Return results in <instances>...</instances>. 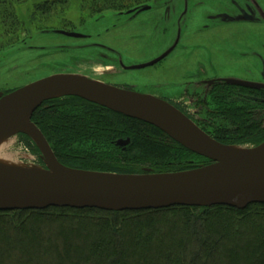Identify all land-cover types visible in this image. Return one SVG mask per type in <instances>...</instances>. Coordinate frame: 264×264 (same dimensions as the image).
<instances>
[{"label":"trees","instance_id":"trees-1","mask_svg":"<svg viewBox=\"0 0 264 264\" xmlns=\"http://www.w3.org/2000/svg\"><path fill=\"white\" fill-rule=\"evenodd\" d=\"M69 1L0 0V29L9 36H17L26 23L40 29L45 20L36 14L50 16ZM140 1L145 0H75L77 5L101 2L108 5L104 9L114 10ZM25 2L32 8L26 18L20 14ZM211 105L220 117L210 128L196 124L217 141L256 145L264 140L261 123L251 120L247 105L219 97ZM30 119L57 160L73 168L169 172L210 162L151 124L76 96L43 101ZM19 135L40 157L30 138ZM120 137H129L124 148L116 145ZM0 264H264V203L243 209L175 205L122 211L0 210Z\"/></svg>","mask_w":264,"mask_h":264},{"label":"water","instance_id":"water-1","mask_svg":"<svg viewBox=\"0 0 264 264\" xmlns=\"http://www.w3.org/2000/svg\"><path fill=\"white\" fill-rule=\"evenodd\" d=\"M228 82L260 87L239 80ZM65 96H76L151 124L210 162L179 171L144 169L142 173L66 166L57 160L30 119L43 101ZM18 134L26 135L35 144L42 164L0 160V210L91 207L122 211L175 205L243 209L251 203H264V140L252 146L221 143L163 99L84 75L54 73L8 92L0 91V144Z\"/></svg>","mask_w":264,"mask_h":264},{"label":"flooded vegetation","instance_id":"flooded-vegetation-1","mask_svg":"<svg viewBox=\"0 0 264 264\" xmlns=\"http://www.w3.org/2000/svg\"><path fill=\"white\" fill-rule=\"evenodd\" d=\"M252 3L260 13L261 6L256 1ZM65 5L78 8L79 19L81 14L83 20L79 22L77 18L75 22L65 12L61 21L57 22L58 26L34 30H38L42 36L54 34L87 41L95 36L90 44L101 50L106 49L109 58L101 55L111 64L105 63L107 69L97 73H91L87 68V72L60 73H81L120 88L154 95L175 106L194 123L196 120L181 109V103L193 106L197 114L205 115L209 121L220 117L219 109L211 105L218 97L225 103L247 105L249 117L261 123L259 127L264 132V17L255 18L249 8L239 16L229 15L225 6L218 5L213 13L208 11L204 14V23L195 25L190 34L185 35L182 26L185 16L191 13L186 3L180 7L179 3L169 0H145L120 10L104 9L108 5L101 2L77 5L70 0ZM36 16L44 20L48 18L43 14ZM87 19L97 26L92 29V34L77 29L84 26L83 21ZM70 22H79L81 25H72ZM107 23L102 31H97L101 29L97 24ZM234 24L242 25V28H229ZM70 26L74 28L68 29ZM213 27L219 28L220 33H211L215 39L210 38L209 44L202 38ZM56 31L78 35L69 36ZM109 37V42H106ZM200 45H205V49L200 48ZM213 45L216 48H212ZM101 57H96L99 63H102ZM108 70L112 74L103 73ZM229 80L254 83L260 87L243 86ZM15 88L18 87L7 92ZM175 89H179L177 94L168 92ZM176 95L179 97L174 98Z\"/></svg>","mask_w":264,"mask_h":264},{"label":"rangeland","instance_id":"rangeland-1","mask_svg":"<svg viewBox=\"0 0 264 264\" xmlns=\"http://www.w3.org/2000/svg\"><path fill=\"white\" fill-rule=\"evenodd\" d=\"M26 2H30V0H25ZM75 2V0H72ZM153 1V0H151ZM172 2L179 3L180 7L183 6V3L188 5V9L190 10V15L185 16V22L183 24V33L185 35H189L190 31L197 24L204 23L203 18L204 14L210 11L214 12L213 9H217L218 5H223L228 9V14H236V16L241 15L243 11H247V8L254 14L256 17H264V0H169ZM252 1H256L261 6V12H257L254 7ZM25 2V3H26ZM27 5L22 6L20 9V14L26 18L27 9H32L30 7V3H26ZM217 5V6H216ZM236 7L238 9H236ZM212 8V9H211ZM65 12H68L69 19L77 22V18L79 19V9L74 8V6H64L61 9H57V11L53 12L46 20L41 22V28H49L58 26V21L62 19ZM67 14V16H68ZM259 14V15H258ZM216 14H214V17ZM50 17V18H49ZM51 19V20H50ZM80 20L83 18L80 14ZM108 21V20H107ZM58 22V23H57ZM73 24L72 25L79 26L81 24ZM84 26L77 28L79 31H84L86 33L92 34V29L94 30L97 27L93 24V21L84 20ZM111 23V21H110ZM109 23L105 25L97 24L99 28L97 31H102L104 27H106ZM216 27V26H215ZM244 27V26H243ZM248 27V26H247ZM245 27V28H247ZM73 29L74 27L70 26L68 29ZM229 28L233 29H241L242 25L235 26V24ZM38 28L32 27L30 23H26L23 25L22 29L19 31V34L16 36L4 35L3 30L0 29V90L5 91L12 89L14 87L23 86L29 82H32L36 79L48 76L54 73L60 72H78L80 70H87L91 73L102 72L105 68V63L111 64L105 60V58L101 55L103 54L107 58L110 55L109 52L105 50H101L95 47L94 44H90L95 40V36L92 37L91 40H80L75 38H68L62 35H45L42 36L38 30H34ZM76 29V28H75ZM76 29V30H77ZM246 30V29H245ZM244 30V33L246 31ZM236 31V30H233ZM231 31V32H233ZM211 33H220L219 28H212L209 33H207L206 37H203V40L209 41L211 37ZM210 36V37H207ZM219 39V37H216ZM106 42H109L110 37L106 38ZM209 39V40H208ZM103 40V39H101ZM199 43V42H198ZM206 43V42H205ZM200 48L205 49V45H200ZM212 48H216L213 45ZM101 57L99 63V59L96 57ZM105 60V61H104ZM89 63V65L86 64ZM96 69V70H93ZM86 71V70H85ZM87 72V71H86ZM106 75L112 74L111 70L108 72H103ZM81 74V73H79ZM96 76V75H95ZM109 76V75H108ZM7 92V91H6ZM169 93L179 92V89H175V91H168ZM179 97L178 95L174 96ZM181 109H183L190 117H192L196 122L200 125L206 126L210 128L209 123L211 124L213 121H209L208 118L203 114H197L196 111L192 108L193 106L189 104H180ZM124 140L126 143L118 144L120 147L127 146L129 142V137H120L116 141ZM262 142V141H261ZM7 143V144H6ZM5 143V147L3 149V155L8 156L13 162L18 164H38L41 160L37 154H35L26 143L22 140L20 135L12 136ZM259 144V143H258ZM240 146H252V145H244L237 144ZM149 169V168H143ZM151 171V169H150ZM5 211V210H2Z\"/></svg>","mask_w":264,"mask_h":264},{"label":"bare ground","instance_id":"bare-ground-1","mask_svg":"<svg viewBox=\"0 0 264 264\" xmlns=\"http://www.w3.org/2000/svg\"><path fill=\"white\" fill-rule=\"evenodd\" d=\"M4 147H5V144L4 143L3 144H0V160H4L6 162H9L8 156L2 154Z\"/></svg>","mask_w":264,"mask_h":264}]
</instances>
